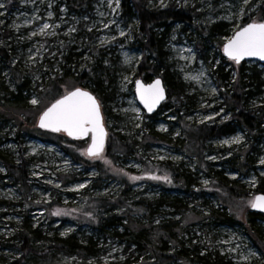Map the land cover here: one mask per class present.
<instances>
[{
  "label": "rangeland",
  "instance_id": "1",
  "mask_svg": "<svg viewBox=\"0 0 264 264\" xmlns=\"http://www.w3.org/2000/svg\"><path fill=\"white\" fill-rule=\"evenodd\" d=\"M90 2L87 14H77L66 0H0L5 5L0 8V47L8 49V58L0 55V89L5 100L30 108L17 120L8 114L0 121V261L23 257L19 234L26 229L38 238L34 243L38 249L58 240L85 253L75 254L76 249L71 255L55 253L51 264H141L152 256L143 249L136 251L133 233L139 229L132 226L151 227L153 235L172 223V242L164 240L159 248L168 254L179 251L183 258L168 264L214 259L221 264H264V218L255 221L263 236L260 242L246 224L256 189H264V122L246 128L235 122L227 105L231 94L241 92L249 109L264 107V64L237 65L222 54L223 44L237 30L260 22L256 6L252 0H149L155 9L184 7L192 12V22L173 24L164 40L156 74L170 98L149 117L136 100L135 81L144 76L139 72L141 60L151 56L154 61L155 55L141 46L136 20L127 18L121 0ZM218 23L221 27L209 35L208 28ZM64 49L73 53L68 77L93 61V51L116 63L103 88L105 103H100L107 130L102 159L86 155L90 139L72 140L62 148L29 134L48 106L38 101L37 92L47 74L57 70L51 71L46 62ZM241 66L243 82L237 84ZM19 81L21 98L16 100ZM70 90L62 87L64 93ZM33 99L38 103L32 104ZM0 110L7 111L1 106ZM213 126H226L225 132L205 138L202 153L197 154L196 132ZM236 137L240 140L233 143ZM1 158L27 162L24 185L12 178ZM168 169L183 174L188 186L174 184ZM133 176L141 179H129ZM219 177L241 185L245 194L223 199L215 183ZM119 197L128 206L148 203L152 214L116 218L121 214L115 205ZM100 200L106 206L97 212ZM57 210L64 214L53 215ZM224 215L228 220L218 219ZM27 259L28 264L44 262L33 255Z\"/></svg>",
  "mask_w": 264,
  "mask_h": 264
},
{
  "label": "trees",
  "instance_id": "2",
  "mask_svg": "<svg viewBox=\"0 0 264 264\" xmlns=\"http://www.w3.org/2000/svg\"><path fill=\"white\" fill-rule=\"evenodd\" d=\"M66 4L69 7L70 10L77 14H87L90 9L91 2L90 0H66ZM252 4H254L257 8V14L260 19V22H264V0H252ZM121 5L124 9V13L126 14L127 18L136 20V27L139 30V32L142 35L141 40V46L145 48V50L151 54L155 55L154 61L150 60L151 56H146L144 59L141 60V63L139 64V72H142L144 74L143 76V82L148 83L151 82L154 78L159 77L157 73L158 68L160 67L161 60H162V46L164 43V40L167 38L169 29L173 24H189L191 23L192 19V12L188 8H176L168 6L166 8H159L155 9L149 5V0H121ZM243 22H247L246 19H244ZM221 27L220 23L211 25L210 28H208V34L214 35L217 32V29ZM162 30V31H161ZM203 45V44H201ZM96 50V49H93ZM8 49L6 47H0V55L2 58H8L7 55ZM93 61H90V64L83 68L76 76H69V69L67 67V64L70 62L69 58L73 55V53L70 52V50L64 49L60 52V55L58 57L52 58L53 61L50 62V59L46 62V66L49 67L52 71L53 68H56V72L52 73L50 76L49 74L47 77V80L41 85V89L37 92L38 95V101L45 102L46 106L50 105L52 102L60 98L64 95V92L62 91L63 86H70L71 90L75 88H83L88 89L98 100L99 103L104 104V97L105 94L103 92V88H107L105 86V82L109 81V77L112 76V73L116 69V63L112 62L111 59H106L105 55L101 51H93L90 53ZM59 58V59H57ZM100 60V61H98ZM8 64V63H7ZM66 64V67H65ZM149 66V67H147ZM243 67L241 66L238 69V75L240 77V80H237V84H242V77L243 73L242 70ZM253 75L258 73L257 70H253ZM15 84V83H14ZM22 85L21 82H17L15 84L16 90V96L15 99L21 98V89L19 86ZM241 88V86H239ZM239 89V88H238ZM70 90V91H71ZM171 87L169 88V91H171ZM176 91V90H174ZM14 93V92H13ZM12 93V94H13ZM167 94V93H166ZM5 92L0 89V101H4V104L0 106L3 110H7L2 113L0 112V121L2 118L5 119V117L10 114L12 117H14L16 120L18 116L21 118L22 114H25L26 110H30L29 105H26L24 103L22 106L17 104L19 101H17L15 104L10 103V100H5L4 97ZM11 96V95H10ZM3 97V98H2ZM11 98V97H10ZM167 98H170V94ZM166 98V99H167ZM4 99V100H3ZM243 94L240 92L237 94V92H234L227 98V105L232 113V118L235 120L236 123L241 124L242 126H245L246 128H253L254 126L260 125L262 122H264V107H262L259 110H251L248 107H246L244 102ZM163 106V104L160 106V108ZM159 108V110H160ZM11 110V111H9ZM158 110V111H159ZM40 111V110H39ZM35 112V115L37 113ZM20 112H23L19 114ZM149 117H152L153 115H148ZM13 120V121H16ZM21 125L20 123H18ZM225 127L220 126H213L208 129H200V131L196 132V137L194 138L197 145L194 147V152L197 154L202 153L203 145L205 144V138H211L215 137L217 135H221L225 132ZM31 136L38 138L39 140L47 143L56 144L62 148H64L65 144H71L74 143L71 139L65 138L63 135L59 134H53L51 132L42 131L39 129H31L30 133ZM188 134V133H187ZM123 153L127 151H122ZM4 166L6 167L7 171L10 172V175L12 178L17 181L19 184H25L26 179V164L27 162L25 160L21 161L20 163L16 164L15 162L3 160ZM99 171V175L102 174L100 170V167H97ZM170 171L172 182L175 184L176 181H180L187 184L186 178L177 171H174V169H168ZM184 180V181H183ZM217 182H215L219 186V191L222 193L223 199L235 197H242L245 193L243 192V187L239 184H237L234 181H224L222 177H219L216 179ZM257 194H264V189H261L260 187L256 189L255 191ZM223 205L226 204L223 200ZM105 201L100 200V204H98L94 210L99 212L100 208H104ZM115 205L119 208L121 211V214L115 215L116 218L122 216L123 218L130 220L134 215H141L142 217H147L149 214H152L153 209H151L150 205L148 203H138V206H133L126 204V200L124 198H117ZM121 206V207H120ZM225 206V205H224ZM123 207V208H122ZM181 208L180 211H182L183 206H179ZM96 214V212L94 213ZM183 215V211L181 212ZM230 216H233L232 213H229ZM218 218V217H217ZM264 215L259 213H254L249 211L247 216V227L252 234L254 240L257 239V241H262L263 236L260 234L259 230L257 229L255 225L256 220L263 219ZM219 220H228L224 216H219ZM133 220V219H132ZM172 224V223H171ZM164 225L163 227H159L155 233L150 232L143 226H132L133 228H138L139 233H133L134 237L137 240V246L138 248L136 251L140 253L143 250H145L147 253L150 252L152 257H149V259H146L141 264H168L174 261L177 258H183V255L181 252H176L172 254H168L167 252H164L161 248H159V245L162 244V242L165 240V242H172V237L174 234V225ZM26 230V229H25ZM24 230V231H25ZM22 232V234H19V245L20 250L22 252V258L20 259H14V261L9 262H1L0 264H28V257L30 255L40 257L44 260V264H51L53 257H55V253L64 255H71L73 250L76 249L75 254L79 255H85L84 251L82 249L77 250L73 245H69L68 243H64L63 241L58 240H52L51 244L48 245V248L46 249H38L35 246V242L38 241V238L27 231ZM145 234H151L153 237H146ZM150 236V235H149ZM145 238V239H144ZM264 241V240H263ZM258 244V243H257ZM262 244V243H261ZM259 245V244H258ZM261 246V245H259ZM263 248V247H262ZM45 251V253H44ZM51 255H48L50 253ZM74 253V252H73ZM167 253V254H166ZM78 255V256H79ZM132 256L134 254H131ZM42 256V257H41ZM137 258V257H136ZM152 260V263L149 262ZM84 262V263H83ZM79 261L78 264H86L85 261ZM137 264V261H133V263ZM42 263V264H43ZM72 264H77L72 263ZM200 264H221L217 260H211V261H202Z\"/></svg>",
  "mask_w": 264,
  "mask_h": 264
},
{
  "label": "snow or ice",
  "instance_id": "3",
  "mask_svg": "<svg viewBox=\"0 0 264 264\" xmlns=\"http://www.w3.org/2000/svg\"><path fill=\"white\" fill-rule=\"evenodd\" d=\"M245 3H248V0H245ZM3 7L5 5L0 3V8ZM47 27L48 25H44V28ZM223 51L228 59L234 61L237 65L245 57H257L264 60V22L254 21L236 31L224 45ZM136 92L140 102L149 112H152L159 102L164 99V89L161 87L159 79L147 86L137 81ZM31 103L35 105L38 101L33 99ZM39 127L54 133H65L73 139H90L91 143L86 154L90 158H103L106 133L101 116V105L97 98L88 91L80 88L66 91L61 98L57 99L42 113L39 118ZM239 140L240 138L236 137L232 142L238 143ZM103 162L110 164L108 160ZM261 163H264V160ZM124 174L127 175V173ZM129 179L135 181L141 179V177L133 176ZM150 179L157 180L161 178L152 176ZM251 207L264 211V196L256 197L251 203ZM62 214L64 213L60 210L53 213V215ZM252 255H255V253H252Z\"/></svg>",
  "mask_w": 264,
  "mask_h": 264
},
{
  "label": "water",
  "instance_id": "4",
  "mask_svg": "<svg viewBox=\"0 0 264 264\" xmlns=\"http://www.w3.org/2000/svg\"><path fill=\"white\" fill-rule=\"evenodd\" d=\"M249 24V23H248ZM247 25V24H246ZM245 25V26H246ZM245 26H243V27H245ZM241 29V28H240ZM238 31V30H237ZM234 35V34H233ZM228 42V41H227ZM227 42H225L224 44H223V46H222V54H223V56L225 57V58H227L228 59V57L224 54V51H223V48H224V45L227 43ZM243 61H257V62H259V63H261V64H264V60H260L259 58H257V57H245L244 59H242L241 60V62H243ZM240 62V63H241ZM157 79H159L160 81H161V87L164 89V99H162L160 102H159V104L154 108V110L152 111V112H149L148 110H147V108H145L144 107V105L140 102V99H139V96L137 95V92H136V84H137V81H139L140 83H142L143 85H145V86H147V85H150V84H153ZM76 89V88H75ZM75 89H73V90H75ZM81 90H84V91H88L90 94H92L89 90H86V89H83V88H80ZM72 91V90H71ZM93 95V94H92ZM62 97V96H61ZM60 97V98H61ZM135 97H136V100H137V102H138V104H139V106L145 111V113L147 114V115H153L159 108H160V106H161V104L166 100V98H167V94H166V89H165V87H164V84H163V80L160 78V77H157V78H154L151 82H149V83H145V82H143V80L142 79H137L136 81H135ZM59 99V98H58ZM56 101V100H55ZM54 101V102H55ZM54 102H52V103H54ZM51 103V104H52ZM51 104L49 105V106H47L40 114H39V116H38V119H37V123H36V128L37 129H39V130H42V131H46V132H51V131H49V130H47V129H42V128H40L39 127V118H40V116L42 115V113L48 108V107H50L51 106ZM101 116H102V121H103V114H102V111H101ZM103 126H104V123H103ZM104 131H105V133H106V137H105V142H104V149H105V145H106V138H107V130H106V128H105V126H104ZM51 133H54V132H51ZM57 134H61V135H63V136H65L66 138H68V139H71V140H77V139H73V138H71V137H69V136H67V134H65V133H57ZM90 143H91V140H90ZM90 143H89V145H90ZM89 145H88V147H89ZM87 147V148H88ZM87 148H86V151H87ZM104 149H103V151H104ZM85 151V152H86ZM87 155V154H86ZM88 156V155H87ZM89 157V156H88ZM259 196H264V194H256L254 197H253V199H252V202L256 199V197H259ZM251 202V203H252ZM251 209V211L252 212H254V213H259V214H262V215H264V211H260L258 208H253V207H251L250 208Z\"/></svg>",
  "mask_w": 264,
  "mask_h": 264
},
{
  "label": "bare ground",
  "instance_id": "5",
  "mask_svg": "<svg viewBox=\"0 0 264 264\" xmlns=\"http://www.w3.org/2000/svg\"><path fill=\"white\" fill-rule=\"evenodd\" d=\"M83 250V249H82Z\"/></svg>",
  "mask_w": 264,
  "mask_h": 264
}]
</instances>
